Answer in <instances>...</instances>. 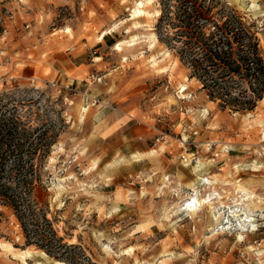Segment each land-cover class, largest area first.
I'll return each instance as SVG.
<instances>
[{
  "label": "rangeland",
  "instance_id": "rangeland-1",
  "mask_svg": "<svg viewBox=\"0 0 264 264\" xmlns=\"http://www.w3.org/2000/svg\"><path fill=\"white\" fill-rule=\"evenodd\" d=\"M139 1L0 0V119L16 113L26 131L22 153L0 144L1 181L18 182L15 164L39 167L33 211L0 199V264H264V97L251 112L212 101L162 20L165 0L130 20ZM250 2L207 0L247 24ZM64 41L67 54L51 52ZM28 62L42 79H23ZM243 191L260 202L245 206L246 227L231 216ZM192 197L217 208L190 213Z\"/></svg>",
  "mask_w": 264,
  "mask_h": 264
},
{
  "label": "trees",
  "instance_id": "trees-1",
  "mask_svg": "<svg viewBox=\"0 0 264 264\" xmlns=\"http://www.w3.org/2000/svg\"><path fill=\"white\" fill-rule=\"evenodd\" d=\"M165 2L162 20L175 31L182 61L191 69L190 78H197L210 99L219 102L224 109L255 110L264 97V58L251 25L236 11L214 13L215 6L207 0ZM237 77L249 80L248 88L236 81ZM248 92L251 95L248 96ZM20 122L16 113L8 119H0V144L12 155L22 153L25 146L19 142L21 136L26 137V131L21 134ZM45 135L36 140L42 141ZM30 140L27 137V141ZM48 144V141L43 145L34 143V154L41 153ZM2 149L0 147V151ZM38 169L33 163H18L11 168L10 174V179L18 176V182L1 181L3 177H0L1 202L17 214L33 211L30 198L37 183ZM1 174H4V167L0 162ZM35 222L38 224L37 218Z\"/></svg>",
  "mask_w": 264,
  "mask_h": 264
},
{
  "label": "bare ground",
  "instance_id": "bare-ground-1",
  "mask_svg": "<svg viewBox=\"0 0 264 264\" xmlns=\"http://www.w3.org/2000/svg\"><path fill=\"white\" fill-rule=\"evenodd\" d=\"M148 2H149V0H142V1L137 2V5L133 9H131V14L129 16V19L135 21V19L137 20L138 18H141V17L143 18L144 16H146L147 15V12H146V10L144 8L146 6V3H148ZM254 5L256 6V4H253V7H255ZM158 13H159L158 15H160V12H158ZM68 32L70 33V30H68ZM108 34H109V31L104 32L102 34V36H101V40H104V38ZM121 46H123L122 43L119 44V48H121ZM155 153H156V151H152L150 154L153 155ZM136 157L137 158H142L143 157V154H138ZM200 167H201V165H200ZM237 167H238V165H237ZM256 168L257 167L255 166V169ZM209 184H211V183H209ZM192 189L196 191V188L195 187H193ZM243 192H244V194H243L242 198L237 201L238 202L237 206H241V207L243 206L244 209L241 208L240 210L232 211L231 216L232 217H235V219H238L240 222L242 221L240 224L243 225V227H246V225H255L254 224L255 223V218L253 216H251V214H249V215L246 216L247 210L245 209V206H248V203L251 204V205H255V204H258L260 202H259V198L256 195H254L253 193L246 192V191H243ZM218 197H219V199H221V196H218ZM211 198L212 197H210L207 200L206 199L200 200L199 198L192 197L190 200H188L189 202L186 204V210H188L190 213H196L197 208H199L201 206H204L205 204H208L212 209L213 208H217V207H214V204L215 203L212 202V199L213 198L212 199ZM256 199H257V202H255ZM219 203L221 205H223V202L221 200H220ZM184 206H185V204H184ZM217 219H219V218H217ZM59 264H63V263H59Z\"/></svg>",
  "mask_w": 264,
  "mask_h": 264
},
{
  "label": "crops",
  "instance_id": "crops-1",
  "mask_svg": "<svg viewBox=\"0 0 264 264\" xmlns=\"http://www.w3.org/2000/svg\"><path fill=\"white\" fill-rule=\"evenodd\" d=\"M67 44V45H66ZM71 49V46L68 44V42H65L64 41V44L63 45H61L60 47H58V48H55V49H53V50H51V52H61L62 54L64 53V54H67V52L69 51ZM58 55H60L59 53H57V56ZM96 58H98V57H96ZM51 65V67H49L50 68V72L52 73V77L53 76H55V73H54V71L56 72L57 70L55 69V65H57V66H59L60 67V65H59V63L55 60V61H52V63H50ZM90 66H91V64L89 65V63L87 64H82V66L81 67H85V68H87V70L88 71H90ZM71 66H68L67 65V63L64 61V63H63V69L62 70H64L65 71V73H68V71H70L71 70ZM75 68H76V66H75ZM44 68H38L37 69V67H36V65L35 64H33V63H31V62H28V63H26V65L23 67V71H22V76H23V79L25 78V79H28V80H33L34 82H36L38 79H42L41 77H43L44 76ZM53 70V71H52ZM86 70V69H85ZM84 74V73H83ZM47 75H48V73L45 75L46 77H44L45 78V80L46 79H48V77H47ZM35 79V80H34ZM109 126H111V125H109ZM131 126V125H130ZM140 127L139 126H133L132 125V127L129 129V130H127L128 132V135L130 136V137H134V136H136V134H138V129H139Z\"/></svg>",
  "mask_w": 264,
  "mask_h": 264
},
{
  "label": "built area",
  "instance_id": "built-area-1",
  "mask_svg": "<svg viewBox=\"0 0 264 264\" xmlns=\"http://www.w3.org/2000/svg\"><path fill=\"white\" fill-rule=\"evenodd\" d=\"M242 1V0H238ZM250 8L248 10V13L245 15V18H247L248 24L252 25L253 31L256 33L258 31L264 32V0H255L256 6L253 7L254 2L251 0ZM250 10H253L250 12ZM183 159L186 161L187 158L183 157Z\"/></svg>",
  "mask_w": 264,
  "mask_h": 264
}]
</instances>
